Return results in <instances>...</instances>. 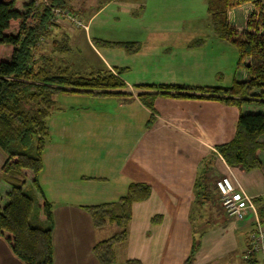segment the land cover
Segmentation results:
<instances>
[{
    "label": "crops",
    "instance_id": "1",
    "mask_svg": "<svg viewBox=\"0 0 264 264\" xmlns=\"http://www.w3.org/2000/svg\"><path fill=\"white\" fill-rule=\"evenodd\" d=\"M181 1L192 6L193 0L170 3L177 6ZM98 12L93 13L91 19ZM91 19L87 23L88 31L68 24L56 29L55 35L43 44L42 52L50 55L58 52L57 59L61 57L66 66L78 74H86L87 70L114 73L123 70L118 76L133 96L60 95L81 99L77 103L85 110L81 112L75 105L58 108V96L55 98V107L49 116L53 118L48 121L50 135L43 154L44 169L40 175L45 198L52 205L54 264H99L93 254L94 246L119 232L121 227L109 224L97 229L83 208L117 201L134 182L149 185L152 194L148 200L132 205L129 239L115 247L114 264H126L128 260L142 264H183L190 254L194 229L198 225L205 233L195 264L223 263L232 254L237 255L243 246L241 254L244 256L254 217L249 215L243 221L227 217L214 183L228 176L258 200V208L264 207V152L262 168L250 172L229 166L216 153L219 146L233 139L241 110L216 101L166 97H158L151 110L137 97L134 89L137 83L124 75L135 69L139 59L135 55L123 56L125 54L119 53L122 48L104 47L101 51L94 45V40L138 42L140 53L134 54L145 56L140 60L146 63L149 60L150 68L156 66L161 71L156 82L186 85L185 77L179 76L184 74L178 65L179 57L191 59L189 65L197 62L199 71L189 74L190 79L204 78L203 61L215 66V51L228 47L229 42L217 38L212 26L203 32L194 21L141 23L137 25L136 35L127 41H113L93 33ZM139 34L146 37H138ZM197 41L200 44L195 46ZM59 44L71 45L70 48L87 47L93 53L94 56L82 63L86 64V72L81 62L75 64L73 49L63 52L57 48ZM229 56L232 58V54ZM170 61L176 64L172 66ZM169 69L170 75L164 73ZM207 82L199 87L222 86L215 83L217 81ZM92 104H96L97 109H89ZM261 141L264 142V136ZM6 157L0 146V174ZM197 181L205 183L208 189L205 206L209 218L205 220L211 221V226L200 223V214L194 210ZM0 264H25L1 235Z\"/></svg>",
    "mask_w": 264,
    "mask_h": 264
},
{
    "label": "trees",
    "instance_id": "2",
    "mask_svg": "<svg viewBox=\"0 0 264 264\" xmlns=\"http://www.w3.org/2000/svg\"><path fill=\"white\" fill-rule=\"evenodd\" d=\"M36 1H40L38 7ZM42 1L0 0V146L7 155L0 174V235L25 264H54L52 205L45 198L40 175L50 135L48 119L55 107V98L66 94L133 96L119 77L123 70H116L117 74L105 70L85 76L72 71L61 57L57 59L58 52L54 51L53 55L42 52L43 44L55 35L56 29L64 26L48 30L51 11ZM47 1L49 6L68 9L73 15L84 10L83 0ZM112 1L102 0L101 6ZM207 12L215 36L238 51V76L236 72L232 85L137 84L134 89L151 110L158 97L216 101L241 110L233 139L219 146L217 152L231 167L248 172L257 170L263 166L261 154L264 152L261 141L264 136V1L207 0ZM199 44L195 42V46ZM94 45L122 48L130 54L141 49L138 42L94 40ZM57 48L70 50L67 44H59ZM205 186L197 181L194 210L200 214V223L211 226V221L205 220L209 218ZM151 194L149 185L134 182L117 201L83 208L95 228L109 224L121 227L119 232L94 246L93 254L99 264L116 263L115 247L129 239L132 205L148 200ZM257 201L254 200L264 224V207L258 208ZM253 231L254 224L250 235ZM204 233L199 225L195 227L191 251L183 264H195ZM245 262L258 264L259 260L253 256ZM126 264L142 263L128 260Z\"/></svg>",
    "mask_w": 264,
    "mask_h": 264
},
{
    "label": "rangeland",
    "instance_id": "3",
    "mask_svg": "<svg viewBox=\"0 0 264 264\" xmlns=\"http://www.w3.org/2000/svg\"><path fill=\"white\" fill-rule=\"evenodd\" d=\"M173 1L174 0H117L101 6L102 0H83L81 3L84 7V10L82 9L80 11H75V15L87 24L91 19V15L93 13H97L100 10L98 14L95 15L93 19H91V24H93V33L97 34L103 39H110L113 41H127V39L131 38L132 35H136L137 25L141 23H152L153 21H194L196 24L201 26L203 32H207V30L211 28V21L207 12V0H193L192 6L190 7L182 1L181 5H172L171 3ZM147 2H150V5H148ZM140 36L146 37L143 34L138 35V37ZM228 44V47L217 49L215 51V66H213L209 61H203V71L206 75L204 76V78L192 77L190 79L189 74L194 75V71H199L196 67L197 62L189 65L191 59L185 56H180L178 65H180L179 68L183 69L184 74H181L179 76L185 77V83H187L186 85L199 87L203 86L202 83H208L207 81H210L212 83L217 81L215 83H219V85L226 87L232 85L234 81V73L239 70L235 68L238 60V51L236 47L230 45V43ZM74 48L75 47L70 49H73L72 57L77 60V62L75 63L76 65H78L80 62L81 65H83L82 63H85V60L87 61L90 56H94L92 55L93 53L87 50V47L83 48L81 46H78L75 49ZM99 48L102 51L104 47L99 45ZM119 53L122 55L125 54L123 56H126L127 58L128 55H135V58L139 59L138 65L134 70L130 69L129 71H126V73L124 74L126 75V78H132L133 80L131 81L137 84H159V82H156L158 79L156 77L157 74L161 73V71L157 69L156 66L150 68L149 60H146L147 63L144 62V60H140V58L145 57L143 55H136L140 53V51L136 54H130L125 50H119ZM229 54H232V58H230ZM130 57L133 56H129V58ZM169 64H172L173 66L176 64V62L170 61ZM82 68L86 72V64L83 65ZM215 71L216 77L213 78ZM170 72L171 69L165 70L164 73L170 75ZM222 72L223 75L219 74ZM90 73V70H87L86 74L82 75L88 76ZM218 74L219 76L217 78ZM177 78L182 80V78L180 77ZM57 100L58 108H67L69 106L75 105L77 111H85L80 104H77L81 99L58 96ZM89 109H97V105L92 104L89 106ZM61 115L62 114H60L59 117ZM52 118L49 117L48 121L52 120ZM26 189L27 192L31 191L30 187H27ZM242 251H244V246L239 250L237 254L238 256L236 254H232L231 257L223 261V263L219 264H247L245 262L246 260H244L243 255L241 254ZM257 259L259 260L258 264H262L260 255H257Z\"/></svg>",
    "mask_w": 264,
    "mask_h": 264
},
{
    "label": "built area",
    "instance_id": "4",
    "mask_svg": "<svg viewBox=\"0 0 264 264\" xmlns=\"http://www.w3.org/2000/svg\"><path fill=\"white\" fill-rule=\"evenodd\" d=\"M42 2L51 11L48 30H51L57 25L67 24L84 31L89 30V24L84 23L76 15H73L70 10L49 6L47 0H43ZM39 3L40 1H36L37 7ZM40 40L43 42L44 37ZM216 153L220 156L217 151ZM216 188L220 194V203L224 210L223 212L227 217L235 221H243L249 215L254 217V231L248 239L243 257L245 260H248L257 254L260 255L262 263L264 264V224L261 221L253 197L241 187L235 185L228 176L220 178L216 182Z\"/></svg>",
    "mask_w": 264,
    "mask_h": 264
}]
</instances>
